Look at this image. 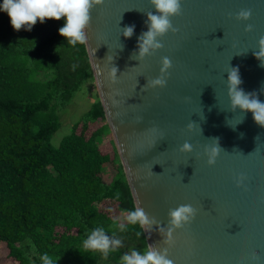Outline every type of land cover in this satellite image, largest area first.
<instances>
[{
  "label": "water",
  "instance_id": "1",
  "mask_svg": "<svg viewBox=\"0 0 264 264\" xmlns=\"http://www.w3.org/2000/svg\"><path fill=\"white\" fill-rule=\"evenodd\" d=\"M182 9L172 19L179 31L143 62L131 56L148 30L146 13L155 14L150 0H105L92 11L86 49L99 101L135 206L165 228L170 209H197L172 246L158 226L144 232L148 245L169 247L174 264H264V127L251 112L244 118L231 111L227 83V72L238 67L241 88L264 102V67L254 55L264 37V0H183ZM241 9L252 11L249 21L235 19ZM131 25L134 35L125 38L122 29ZM163 57L172 62L167 86L145 89L159 77ZM214 137L225 151L210 167L204 148ZM185 142L193 153L180 151ZM241 174L244 188L235 182Z\"/></svg>",
  "mask_w": 264,
  "mask_h": 264
},
{
  "label": "trees",
  "instance_id": "2",
  "mask_svg": "<svg viewBox=\"0 0 264 264\" xmlns=\"http://www.w3.org/2000/svg\"><path fill=\"white\" fill-rule=\"evenodd\" d=\"M64 23L38 21L17 32L0 11V245L18 264H42L45 253L57 264H119L148 244L123 215L135 203L99 99L59 147L51 143L59 111L94 82L86 45H68L59 34ZM106 138L112 151L104 153ZM110 163L117 172L106 180ZM106 201L117 205L116 216L101 211ZM97 226L123 242L106 260L81 248Z\"/></svg>",
  "mask_w": 264,
  "mask_h": 264
},
{
  "label": "clouds",
  "instance_id": "3",
  "mask_svg": "<svg viewBox=\"0 0 264 264\" xmlns=\"http://www.w3.org/2000/svg\"><path fill=\"white\" fill-rule=\"evenodd\" d=\"M104 3L105 0H3V3L0 4V11L7 13L12 28L17 32L22 29L31 31L38 21L43 24L46 20L60 21L64 18L65 23L59 29V34L67 40L68 45L74 47L77 44L87 45L88 31L91 29V13L97 6H103ZM150 3L155 9V14L153 11L146 13L148 30L139 36L138 51L134 52L131 56V59L139 60L140 62L163 49L164 44L161 41L169 32L176 34L179 31L173 25L172 19L182 15L183 12V0H150ZM251 16L252 11L250 9H241L236 14L235 19L247 22L251 19ZM252 31L253 26L247 24L245 32L251 33ZM134 32L135 25L126 26L122 29V34L125 38L130 39L134 35ZM254 55L260 61V66L264 67V37L260 38L258 50L254 51ZM107 58L110 59L111 57ZM161 64L159 77L147 80L145 89H163L167 86L172 62L168 57H163ZM117 73L118 69L113 67L111 76L114 80ZM227 73L231 111L236 112L237 109H240L244 118L248 112H251L256 124L264 127V102L259 99V94L256 92H245L241 88L243 81L238 67H231V70ZM261 91H264V88ZM243 120L240 123H243ZM228 126L232 127L229 124ZM187 128L189 132L194 131L195 123H189ZM232 128L235 130L236 127ZM152 131L157 132L158 129H153ZM243 135V133L240 134L241 138H243ZM211 140L215 143L204 148V155L207 157L208 165L213 167L221 152L225 150L220 146L218 137L211 138ZM180 151L191 154L194 149L190 143L185 142ZM246 180L247 177L245 175H239L235 179L236 186L244 188ZM197 214V209L190 204L170 209L168 213L169 223L165 228L159 227V222L156 218L149 216L139 204L133 210L123 213L128 224L138 225L143 230L136 232L137 238H140L144 232H151L153 226H158L161 235L165 237L164 245H168L169 247L175 243V233L191 225ZM119 231H126L124 223L119 224ZM122 243V240L117 238L115 231L110 236L104 227L97 226L86 234V238L81 242V248L87 252L98 253L106 260L110 254L115 253L122 247ZM169 247L161 249L156 246L147 245L143 251L130 249L129 252L120 257L119 264H174V261L169 258ZM258 259L256 254L251 256L252 261ZM41 260L42 264H57L47 253L41 257Z\"/></svg>",
  "mask_w": 264,
  "mask_h": 264
},
{
  "label": "rangeland",
  "instance_id": "4",
  "mask_svg": "<svg viewBox=\"0 0 264 264\" xmlns=\"http://www.w3.org/2000/svg\"><path fill=\"white\" fill-rule=\"evenodd\" d=\"M98 93L94 82L87 83L81 91H79L73 101L66 107L59 111V118L61 127L55 133L52 138V145L57 148L60 146L65 136L72 133V127L75 123L79 122L82 117L91 109L93 104L98 101ZM111 138L104 140L105 152H111L112 146L110 144ZM116 167L114 163H110L106 169L104 177L106 180H110L116 173ZM101 211L107 213L110 217H114L117 214V205L112 202H104L100 205ZM9 250L6 245H0V264H18L11 258H8L7 254Z\"/></svg>",
  "mask_w": 264,
  "mask_h": 264
}]
</instances>
